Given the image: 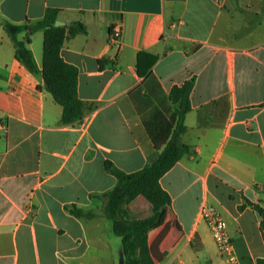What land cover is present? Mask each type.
I'll use <instances>...</instances> for the list:
<instances>
[{"label":"crops","instance_id":"obj_1","mask_svg":"<svg viewBox=\"0 0 264 264\" xmlns=\"http://www.w3.org/2000/svg\"><path fill=\"white\" fill-rule=\"evenodd\" d=\"M48 9L86 29L65 40L61 57L94 109L63 124L62 107L0 25V264H117L121 242L104 214L117 179L105 163L128 174L152 163L159 152L144 119L163 107L172 115L173 87L191 80L181 142L192 154L160 179L172 200L164 258L191 252L197 239L207 264H230L200 219L209 202L239 263L264 260V0H0V22H38ZM117 25L120 50L109 41ZM43 39L29 44L40 71Z\"/></svg>","mask_w":264,"mask_h":264},{"label":"trees","instance_id":"obj_2","mask_svg":"<svg viewBox=\"0 0 264 264\" xmlns=\"http://www.w3.org/2000/svg\"><path fill=\"white\" fill-rule=\"evenodd\" d=\"M58 15L59 10L48 9L44 18L38 22L16 25L2 20L0 25L14 43L18 62L31 74H41L44 86L40 89L51 94L55 102L62 107V123L72 125L82 121L94 107L79 99L78 69L62 59L61 49L67 38L84 34L86 29L82 23L71 27H56ZM39 32L44 35L41 71L29 48L31 36ZM21 35H24L22 39ZM154 61L152 59L150 65ZM138 72L140 75L150 76V71L143 72L140 67ZM193 87V80L185 82L181 87H173L169 99L176 108L172 115H169L163 107L156 109L148 120L144 119L148 136L159 152L152 163L143 170L130 174L118 170L110 162L105 163L106 171L116 177L117 184L104 195L106 199L104 214L112 222L114 235L120 239L126 264H156L151 256L148 235L162 223L164 210L172 203L169 194L162 189L160 179L183 157L192 154L190 148L182 144L181 137L186 130L185 119L191 109L190 95ZM139 196L144 197L151 204L152 214L144 219L129 221L123 206ZM256 209L264 215V210ZM70 212L78 218L90 217L76 208L71 209ZM192 247L195 253L200 252L197 239L193 240ZM258 264H264V260H259Z\"/></svg>","mask_w":264,"mask_h":264},{"label":"rangeland","instance_id":"obj_3","mask_svg":"<svg viewBox=\"0 0 264 264\" xmlns=\"http://www.w3.org/2000/svg\"><path fill=\"white\" fill-rule=\"evenodd\" d=\"M123 208L128 214L127 219L129 221L144 219L152 214L151 204L142 196L135 198L129 204L123 206ZM162 227L161 223L157 228L150 231L148 235L151 256L154 258L156 264H178L180 261L182 262L181 264H207L205 254L195 253L192 243L190 245L191 252H185L180 258H176L175 254L170 255L168 259L164 258L167 256L165 250L172 244H167L163 241L165 233ZM222 259L227 261L225 257Z\"/></svg>","mask_w":264,"mask_h":264},{"label":"built area","instance_id":"obj_4","mask_svg":"<svg viewBox=\"0 0 264 264\" xmlns=\"http://www.w3.org/2000/svg\"><path fill=\"white\" fill-rule=\"evenodd\" d=\"M110 45L116 50L122 46V30L115 26L109 35ZM200 219L209 228L220 256L225 257L230 264H240L234 252V241L228 231L227 223L219 210L209 202H204L200 208Z\"/></svg>","mask_w":264,"mask_h":264},{"label":"water","instance_id":"obj_5","mask_svg":"<svg viewBox=\"0 0 264 264\" xmlns=\"http://www.w3.org/2000/svg\"><path fill=\"white\" fill-rule=\"evenodd\" d=\"M73 25L74 24H72V23H66V22H62V21H56V23H55L56 27H71ZM117 264H126L125 256H124V253L122 250L119 252Z\"/></svg>","mask_w":264,"mask_h":264}]
</instances>
